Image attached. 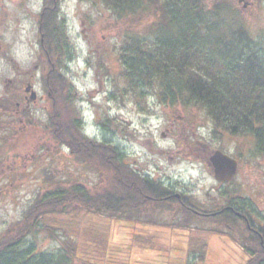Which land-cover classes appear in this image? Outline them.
I'll return each mask as SVG.
<instances>
[{
  "label": "rangeland",
  "instance_id": "374dc122",
  "mask_svg": "<svg viewBox=\"0 0 264 264\" xmlns=\"http://www.w3.org/2000/svg\"><path fill=\"white\" fill-rule=\"evenodd\" d=\"M57 1L66 31L60 69L70 79L74 113L81 119L82 130L113 143L134 169L169 180L175 191L187 192L205 208L220 204L221 198L223 202L233 193L240 196L248 215L264 226V157L257 152L253 139L227 133L217 138L202 111L161 103L154 90L144 91V101L135 100L119 75L125 27L100 2ZM42 2L0 0V102L5 106L24 93L23 80L37 75L33 67L39 60ZM233 2L251 34L264 45V0ZM39 90L35 88L44 97L45 91ZM48 106L44 98L37 97L30 105V117L24 116L22 122L20 111L0 108V146L6 150L0 157V234L13 229L37 193L51 186L50 181L60 180L63 186L78 182L87 187L103 182L95 170L77 162L50 136ZM187 137L188 142H184ZM217 149L238 162L235 179L223 186L206 165ZM169 205L160 210L149 206L139 212L112 215L88 212L73 204L52 214L55 236L39 232L37 245L53 250L63 242L76 243L83 256L97 258L94 261L98 264L109 258L93 250L96 246L92 242L99 238L107 241L114 259L111 264H169L178 259L183 264L245 262L242 238L236 232L233 238L212 233L211 229L224 231L226 226L200 218L185 223L174 213L179 208ZM203 243L204 260L198 261L190 245L200 249ZM91 251L97 256L89 255ZM75 264L88 263L76 260Z\"/></svg>",
  "mask_w": 264,
  "mask_h": 264
},
{
  "label": "trees",
  "instance_id": "16d2710c",
  "mask_svg": "<svg viewBox=\"0 0 264 264\" xmlns=\"http://www.w3.org/2000/svg\"><path fill=\"white\" fill-rule=\"evenodd\" d=\"M89 1L102 3L125 27L119 75L135 100L144 101V91L154 90L161 103L196 108L211 122L215 137L225 133L250 137L264 157V45L251 34L233 0ZM57 2L43 0L39 18L42 47L55 61V66L48 68L50 78L43 80L49 99L47 130L57 145L95 170L103 182L87 187L78 182L63 186L60 180L50 181L51 186L37 193L13 229L0 234V264H75L76 260L98 264L94 261L97 258L83 256L76 243L63 242L53 250L39 248V232L55 236L53 213L76 204L92 213L123 215L153 203L154 210H160L172 202L179 208L174 210L177 218L185 223L200 218L226 226L224 231L211 229L212 233L233 238L236 232L247 256L243 264H264V226L248 215L240 198L239 207L233 210L244 217L230 209L206 219L192 215L182 207L185 202L165 200L168 188L161 183L153 187L151 180L125 162L116 145L82 130L81 119L74 113L70 79L60 69V62L56 63L66 42ZM5 153L0 146V157ZM106 242L94 239L93 250L109 257L102 264H111L114 259ZM202 246L190 245L198 261L204 260L206 243ZM91 252L89 255L97 256ZM179 260L183 264L181 259L168 263L178 264Z\"/></svg>",
  "mask_w": 264,
  "mask_h": 264
},
{
  "label": "flooded vegetation",
  "instance_id": "af4514ba",
  "mask_svg": "<svg viewBox=\"0 0 264 264\" xmlns=\"http://www.w3.org/2000/svg\"><path fill=\"white\" fill-rule=\"evenodd\" d=\"M39 30H40V24H39ZM42 42H43V40L41 38L38 42L39 44L37 47L39 60H38V63H35V65L33 67V69L37 72V75L34 76L35 75L34 74L28 80H23L25 82V85H24L25 89H24V93L18 97L19 99L16 97L13 100L7 101L5 104H8V105H6V106L3 103L1 104V102H0V108L3 106L2 110H6V108H7L9 110H14L16 113L20 111V117H21L19 120L20 122L23 121L22 118L24 116H26L27 118L30 117V115H31L30 105L32 103L36 102L37 97L40 99L44 98L47 101V103H49L48 95H47V92L45 91L43 80L46 79V81H47V79L50 78V70L48 68H49V66L54 67L55 61L50 58L47 51H45L44 46L42 47ZM59 62H60V58L58 59V61L56 63L59 64ZM28 71H30V70H27L26 72H28ZM17 73H19V71H17ZM13 80H10V81H13ZM27 87H28V90L26 89ZM36 87L40 88L39 93H41L44 90L46 95L44 97L39 96L40 94L38 95V92L35 91ZM31 91H35V97L34 98H31ZM166 130H170V129L168 127H166ZM188 140H189V138L187 137L184 139V142H188ZM206 165L209 166V159H208V161H206ZM137 171L142 176H145L146 178L151 180V183L154 184L153 187H155V185L157 183H161L164 187H167L170 192L168 195H166L163 198L165 200H169V201L173 200L171 198H175V199L180 201L181 205H182V203L185 202L186 204H183L182 207L185 208L186 211L190 212L192 215L196 214L197 216H201V217H203V219H206L207 215H211L213 213H221L222 211L229 210V209L232 210V212H234V214L241 215V214H239L233 210L234 208L239 207V201H240V199H239L240 196H236V195H234V193L232 194V196L229 200L223 199V202H222V198H221L220 204H218L216 206H210L209 208H205V205L200 203L201 207H199V205L195 204L193 197H190L189 194H187V192L175 191L172 188L169 180H165L164 178H160L159 175L150 176L149 174L142 172L140 170H137ZM235 175H234V177H235ZM234 177L232 178V180L234 179ZM232 180L229 181L228 184L230 182H232ZM220 186H223V184H220ZM146 197H148V196H146ZM172 204H175V203L172 202ZM149 206L155 207L156 205L153 203ZM241 216L244 217L243 215H241Z\"/></svg>",
  "mask_w": 264,
  "mask_h": 264
},
{
  "label": "water",
  "instance_id": "95a60500",
  "mask_svg": "<svg viewBox=\"0 0 264 264\" xmlns=\"http://www.w3.org/2000/svg\"><path fill=\"white\" fill-rule=\"evenodd\" d=\"M243 6L246 7L247 4ZM26 89L28 90V87ZM34 97L35 92L32 91L31 98ZM209 164L213 170L214 178L219 182L230 181L237 170V160L219 149L211 154Z\"/></svg>",
  "mask_w": 264,
  "mask_h": 264
},
{
  "label": "bare ground",
  "instance_id": "6f19581e",
  "mask_svg": "<svg viewBox=\"0 0 264 264\" xmlns=\"http://www.w3.org/2000/svg\"><path fill=\"white\" fill-rule=\"evenodd\" d=\"M225 153V152H224ZM227 154V153H226Z\"/></svg>",
  "mask_w": 264,
  "mask_h": 264
}]
</instances>
